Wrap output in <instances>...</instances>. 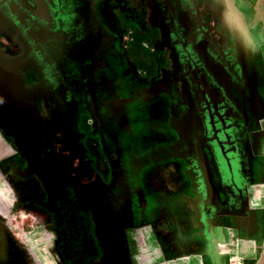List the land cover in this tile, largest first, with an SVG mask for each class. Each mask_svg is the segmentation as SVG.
<instances>
[{
	"label": "flooded vegetation",
	"instance_id": "obj_1",
	"mask_svg": "<svg viewBox=\"0 0 264 264\" xmlns=\"http://www.w3.org/2000/svg\"><path fill=\"white\" fill-rule=\"evenodd\" d=\"M63 36L70 38H53ZM2 42L34 68L42 44L51 51L63 44L70 54L75 48L71 68L126 89L123 100L159 117L152 125L141 116L138 130L155 134L158 126V142L172 151L171 121H179L187 137L177 150L189 156L182 159L204 163L220 192L238 202L232 209L264 186V0H0ZM96 158L110 169L100 147ZM79 170L80 157L43 167L0 157V181L13 191V207L47 232L53 264H83V249L100 241L94 180ZM49 175L57 177L52 185ZM87 199L90 231L81 218Z\"/></svg>",
	"mask_w": 264,
	"mask_h": 264
},
{
	"label": "crops",
	"instance_id": "obj_2",
	"mask_svg": "<svg viewBox=\"0 0 264 264\" xmlns=\"http://www.w3.org/2000/svg\"><path fill=\"white\" fill-rule=\"evenodd\" d=\"M107 93L108 97L104 98L112 100L103 106H108L112 112L125 107L117 120L108 121L116 123L122 132L138 137L137 143H133L136 146H130L133 153L128 160L135 175L131 177L128 173L131 168L122 165L119 155L118 172L122 174L113 171L111 163L109 170L98 163L91 169V179L98 192L95 198L102 201L99 205L103 211L99 213L98 200H94V219L100 224V241L92 250L83 249L88 255L84 256L83 264H255L264 246V186L250 192L252 196L245 201V207L232 209L229 205L238 202L228 201L220 192L206 165L202 163L199 167L193 156L188 162L182 159L189 156L177 150L187 137L179 121H171L172 151L158 142V126L155 134L151 129L141 132L143 129L138 130L140 124L136 126L128 119L133 100H123L126 89L122 91L116 84L115 91H104L103 96ZM181 105L182 99L178 98L173 107L180 108ZM101 106L99 102L98 107ZM102 113L103 110L99 112V118ZM148 115L152 118L149 124L156 122L159 125L158 116L144 112L142 117L146 123ZM176 128L184 133L182 138ZM116 144L121 150L117 141ZM94 151L96 157V148ZM111 152L117 154L119 151L111 150L109 154ZM0 187L6 188L1 181ZM116 190L124 193V197L112 196ZM2 195L0 192V197ZM133 197L141 207L136 215L132 212ZM88 202V199L84 200V214L89 213ZM212 204L216 207L214 213ZM89 216L81 217L84 228L88 223L92 225ZM86 230L90 231V228ZM40 232V235L47 234L44 230ZM32 244L35 251L45 256V264L54 263L46 243L34 240ZM90 251H93L92 256Z\"/></svg>",
	"mask_w": 264,
	"mask_h": 264
},
{
	"label": "rangeland",
	"instance_id": "obj_3",
	"mask_svg": "<svg viewBox=\"0 0 264 264\" xmlns=\"http://www.w3.org/2000/svg\"><path fill=\"white\" fill-rule=\"evenodd\" d=\"M2 27L5 26L2 24ZM41 38L49 37L43 35ZM7 48L3 50L0 45V157L15 154L20 162L27 161L40 167L54 163L60 157L66 161L68 157L69 163L80 157L78 177L81 178V173L84 172V176L87 175L84 178L88 176L92 178L89 174L96 163L94 148L100 147L106 157L110 158L113 171L122 174L118 172V158L116 161L114 153H109L111 150L116 153L119 151L115 155L122 157L124 167L128 166V160L132 158V148L136 146L135 144L133 146V143H137L138 137L132 133L122 132L116 123L108 121L117 120L125 108H116L115 112H112L108 106H103L106 100H111L104 98L108 97V93L103 96L104 91H115V85L97 80L90 72L83 73L76 67L72 69L76 61L73 58L75 48L71 49L73 53L70 54L69 51L66 52L63 44L60 45V51L59 49L51 51L42 44L44 54L41 58L43 60L38 61V69L34 68L30 61L29 66H25L23 62L25 56L19 57L14 49ZM99 102L101 107H98ZM131 104L135 110L132 112L136 115L134 124L139 126L138 120L143 116L145 109L134 102ZM102 110L104 113L99 118V112ZM178 128H176L178 135L182 138L184 133ZM116 141L121 150H118ZM68 151L69 155L66 156ZM55 152L58 155L53 157ZM50 156L53 157L51 162ZM128 173L131 177L135 175L132 168ZM51 177L52 185L57 177ZM66 182L64 181V184ZM5 187H0V192H3L0 197V215L5 217L2 222L9 227L17 240L28 248H33L29 249V252L35 264H45V256L35 251L32 244L34 240L46 242L43 241L44 235L39 234L43 230H38L31 214L13 207L15 195L6 182ZM96 195L98 196V192ZM112 196L120 199L124 197V193L116 190ZM133 199L132 212L136 215L141 211V207L137 198ZM94 200H98L97 207L101 213L103 209H100L99 203L102 201L100 198ZM116 213L119 214L117 211ZM83 216L86 218L89 215L85 213ZM89 225L91 224L88 223V229ZM1 237L0 235V239Z\"/></svg>",
	"mask_w": 264,
	"mask_h": 264
},
{
	"label": "trees",
	"instance_id": "obj_4",
	"mask_svg": "<svg viewBox=\"0 0 264 264\" xmlns=\"http://www.w3.org/2000/svg\"><path fill=\"white\" fill-rule=\"evenodd\" d=\"M0 233V264H35L27 247L15 238L4 223H1Z\"/></svg>",
	"mask_w": 264,
	"mask_h": 264
},
{
	"label": "water",
	"instance_id": "obj_5",
	"mask_svg": "<svg viewBox=\"0 0 264 264\" xmlns=\"http://www.w3.org/2000/svg\"><path fill=\"white\" fill-rule=\"evenodd\" d=\"M216 196H218V193L216 192ZM212 206L214 207L213 209V213L215 212L216 210V207L214 204H212ZM199 213V211H197V214ZM255 264H264V246L262 248V250L260 251L258 257H257V260L255 262Z\"/></svg>",
	"mask_w": 264,
	"mask_h": 264
},
{
	"label": "clouds",
	"instance_id": "obj_6",
	"mask_svg": "<svg viewBox=\"0 0 264 264\" xmlns=\"http://www.w3.org/2000/svg\"><path fill=\"white\" fill-rule=\"evenodd\" d=\"M249 43L251 44V43H252V41H249Z\"/></svg>",
	"mask_w": 264,
	"mask_h": 264
}]
</instances>
